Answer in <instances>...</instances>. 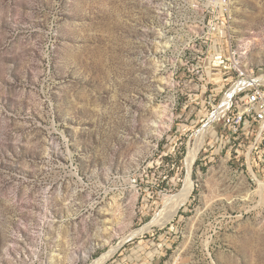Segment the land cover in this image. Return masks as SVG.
Segmentation results:
<instances>
[{"label":"rangeland","instance_id":"1","mask_svg":"<svg viewBox=\"0 0 264 264\" xmlns=\"http://www.w3.org/2000/svg\"><path fill=\"white\" fill-rule=\"evenodd\" d=\"M235 59L264 0H0V264H264L262 128L205 125Z\"/></svg>","mask_w":264,"mask_h":264},{"label":"built area","instance_id":"2","mask_svg":"<svg viewBox=\"0 0 264 264\" xmlns=\"http://www.w3.org/2000/svg\"><path fill=\"white\" fill-rule=\"evenodd\" d=\"M230 66L229 69L236 73V80L231 87L234 91L230 94L231 96L228 100L222 102L223 105L221 106L222 109L220 115L222 112L224 113L225 123L228 126L232 137L240 135L245 125L251 127L256 123L262 128L261 137H263L264 80L260 78L261 75L255 74L254 69H251L244 64L241 59H235ZM205 90L207 93V86ZM211 96L213 95H210V97ZM212 102L213 100H211V103ZM216 110L214 112H216ZM214 112L206 120L208 122L205 123V125L208 127L211 123L217 120V117L212 120ZM249 133H251V129H249L248 132H245L247 135H249ZM258 147L259 146L256 144V148Z\"/></svg>","mask_w":264,"mask_h":264},{"label":"bare ground","instance_id":"3","mask_svg":"<svg viewBox=\"0 0 264 264\" xmlns=\"http://www.w3.org/2000/svg\"><path fill=\"white\" fill-rule=\"evenodd\" d=\"M260 78H262L264 80V75L262 74L260 76ZM233 88H231L227 94L226 97L223 98L224 100H228L229 97L231 96L230 94L233 93ZM222 107L219 106L217 107L216 112H214V116L212 117V120L217 117V119L220 116V112H221ZM202 140H204V137H202ZM198 147L194 148L193 150L190 151L188 159H187V166H188V176H187V180L185 182V185L182 189V191L177 194L176 196L170 198L166 204V207L164 208V210L162 211V213H160L158 216H156L151 222L147 223L146 225H144L143 227L133 231L130 236H136V235H140L142 233H144L145 231H147L148 229H150L151 226L153 225H161V224H166L168 222H170L172 219L175 218V216L178 214L180 207L185 204L191 197V194L193 193V189H194V182L191 178V171H192V167L194 162L197 159V155H198ZM128 237L124 238L122 240L125 241ZM115 250L111 249L109 252L104 253L100 258H98L97 260H95L94 264H103L112 254V252ZM89 254H85V257H88Z\"/></svg>","mask_w":264,"mask_h":264}]
</instances>
